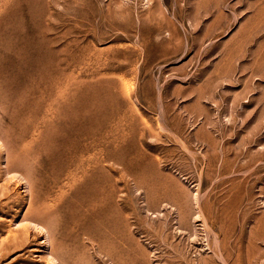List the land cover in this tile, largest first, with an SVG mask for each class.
Returning a JSON list of instances; mask_svg holds the SVG:
<instances>
[{"label":"rangeland","instance_id":"obj_1","mask_svg":"<svg viewBox=\"0 0 264 264\" xmlns=\"http://www.w3.org/2000/svg\"><path fill=\"white\" fill-rule=\"evenodd\" d=\"M0 128V264H264V0H0Z\"/></svg>","mask_w":264,"mask_h":264},{"label":"bare ground","instance_id":"obj_2","mask_svg":"<svg viewBox=\"0 0 264 264\" xmlns=\"http://www.w3.org/2000/svg\"><path fill=\"white\" fill-rule=\"evenodd\" d=\"M8 3V2H7ZM6 30V29H5ZM5 38H6V36H5ZM1 43H2V41H1ZM44 62V61H43ZM31 68V67H30ZM33 68V67H32ZM73 86V85H72ZM23 88V87H22ZM66 92V91H65ZM68 92V91H67ZM66 92V93H67ZM70 93V92H69ZM60 95H62V94H60ZM68 95V94H67ZM72 95V94H71ZM60 97V96H59ZM62 98V97H61ZM63 99V98H62ZM53 100V99H52ZM55 100V99H54ZM58 100H60V99H58ZM67 100V99H66ZM70 100V99H69ZM57 101V100H56ZM61 101V100H60ZM55 102V101H54ZM56 103H58V102H56ZM55 103V104H56ZM50 106V105H49ZM63 108V107H62ZM48 110V109H47ZM46 110V111H47ZM51 110V109H50ZM49 112V111H48ZM60 114H61V112H60ZM47 118V117H46ZM59 118H60V115H59ZM58 118V119H59ZM48 119V118H47ZM50 120V119H49ZM48 120V121H49ZM43 122H44V120H43ZM50 125V124H49ZM28 127V126H27ZM56 128V127H55ZM1 129V128H0ZM3 129V128H2ZM52 129V128H51ZM38 130V129H37ZM53 130V129H52ZM57 130V129H56ZM1 131V130H0ZM27 131V130H26ZM30 132V131H29ZM1 133V132H0ZM40 133V132H39ZM47 133V132H46ZM54 133V132H53ZM24 134V133H23ZM35 134H37V133H35ZM45 134V133H44ZM43 134V135H44ZM40 135V134H39ZM22 136V135H21ZM32 136V135H31ZM50 136V135H49ZM47 137V136H46ZM43 139H44V136H43ZM46 139V138H45ZM32 143H34V142H32ZM45 143V142H44ZM44 143H42L41 142V144H44ZM48 143V142H47ZM38 144V143H37ZM40 144H38V146H39ZM45 146V145H44ZM46 147V146H45ZM26 148H28V146L26 147ZM25 148V149H26ZM40 148V147H39ZM29 149V148H28ZM37 151V150H36ZM45 151V150H44ZM40 152V151H39ZM42 152V151H41ZM4 153H5V155L6 156H4ZM36 153V152H35ZM19 156V155H18ZM17 156V157H18ZM0 157L3 159L4 157H6V159L7 160H5V161H7L6 162V165H4L5 167L2 169L3 170V172H4V174H6V176L8 175H10V176H12L14 179H16V180H18L19 182H21V184L22 185H24L25 186V188H26V192H30L31 191V187H32V181H31V179H30V176H29V174L28 173H26V172H22V171H20L19 169H17L18 168V166L20 167V166H22L23 164H24V162L23 161H21L20 160V157H18V161H13L11 158H12V156L10 157V154H9V151H8V148H6V142H5V140L3 139V136H2V133L0 134ZM23 160H25V159H23ZM36 161V160H35ZM3 164V163H2ZM5 164V163H4ZM24 168H26L25 166H24ZM31 168V167H30ZM21 169V168H20ZM31 170V169H30ZM27 171V170H26ZM5 176V177H6ZM7 179V178H6ZM2 180V179H1ZM3 181V180H2ZM4 191V190H3ZM1 192H2V190H1ZM195 196V195H194ZM32 197V196H31ZM199 198V197H198ZM197 198V195L195 196V199L193 200L194 201V205H195V207H194V209H195V212H198V214L200 215V213L202 212V211H200V204H199V199ZM202 210V209H201ZM36 213V212H35ZM196 214V213H195ZM32 215V214H31ZM40 215V214H39ZM197 215V214H196ZM17 216V215H16ZM193 217V216H192ZM33 218V217H32ZM191 219H193V218H191ZM27 221V220H29V217L28 218H25L24 219V221ZM34 220V219H33ZM187 220V219H186ZM189 220V219H188ZM188 220H187V222H188ZM194 220V219H193ZM198 220H199V218H198ZM23 221V220H22ZM21 221V222H22ZM30 221V220H29ZM28 222V221H27ZM41 222V221H40ZM37 219H36V221H32L31 220V226L34 228V229H36V230H38L42 235L41 236H43L45 239H44V246H45V249L47 250V253H46V255L48 254V256L51 258L50 260L51 261H53L55 264H61V261L59 260V258L56 256V254L54 253V252H52L51 251V248H52V238H51V234H50V231L44 226V225H42V223H40ZM185 223V222H184ZM17 225V224H16ZM20 228V227H19ZM32 229V228H31ZM38 232V233H39ZM14 237V236H13ZM11 241H12V239H11ZM14 242H15V240H14Z\"/></svg>","mask_w":264,"mask_h":264}]
</instances>
